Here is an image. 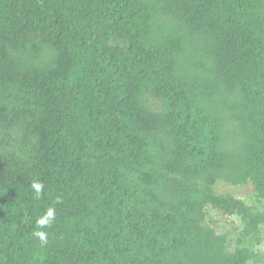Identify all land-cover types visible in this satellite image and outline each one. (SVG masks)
Wrapping results in <instances>:
<instances>
[{"label":"trees","instance_id":"trees-1","mask_svg":"<svg viewBox=\"0 0 264 264\" xmlns=\"http://www.w3.org/2000/svg\"><path fill=\"white\" fill-rule=\"evenodd\" d=\"M218 181L264 198V0H0V264L258 261Z\"/></svg>","mask_w":264,"mask_h":264},{"label":"rangeland","instance_id":"rangeland-1","mask_svg":"<svg viewBox=\"0 0 264 264\" xmlns=\"http://www.w3.org/2000/svg\"><path fill=\"white\" fill-rule=\"evenodd\" d=\"M147 101L153 108H158L155 99L148 96ZM215 191L219 194L230 195L242 200L256 215H264V198L256 195L251 183L242 185H231L223 181H218ZM206 223L213 227L217 233L227 236V246L229 251L237 247L247 248L257 254L258 261L249 260L247 264H264V222L258 225L254 231L249 228L248 221L236 213H226L212 205H206Z\"/></svg>","mask_w":264,"mask_h":264},{"label":"clouds","instance_id":"clouds-1","mask_svg":"<svg viewBox=\"0 0 264 264\" xmlns=\"http://www.w3.org/2000/svg\"><path fill=\"white\" fill-rule=\"evenodd\" d=\"M35 192L36 199H40L44 191V184L41 181H33L31 185ZM56 219V209L54 207H48L45 210L44 215L38 218L36 221L37 228H47L55 222ZM34 236L38 237L41 243H47V233L44 231H35Z\"/></svg>","mask_w":264,"mask_h":264}]
</instances>
